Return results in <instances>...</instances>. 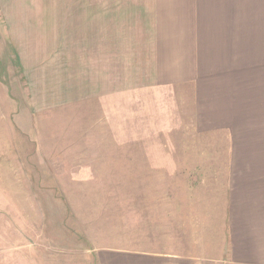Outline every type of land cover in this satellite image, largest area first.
I'll return each instance as SVG.
<instances>
[{"label":"crops","instance_id":"0c3cea01","mask_svg":"<svg viewBox=\"0 0 264 264\" xmlns=\"http://www.w3.org/2000/svg\"><path fill=\"white\" fill-rule=\"evenodd\" d=\"M54 3L48 29L85 47H71L62 94L96 87L113 115L129 90L131 143L99 146L100 166L117 167L128 153L130 184L177 185L132 193L128 247L100 264H264V0ZM0 8L6 18L4 0ZM134 115L168 137L210 144H149Z\"/></svg>","mask_w":264,"mask_h":264},{"label":"rangeland","instance_id":"374dc122","mask_svg":"<svg viewBox=\"0 0 264 264\" xmlns=\"http://www.w3.org/2000/svg\"><path fill=\"white\" fill-rule=\"evenodd\" d=\"M4 1L12 31L0 8V264H100L99 257L128 247L132 193L160 196L177 185L130 184L128 153L118 155L117 167L100 166L99 146L131 143L129 90L113 115L100 108L96 87L84 95L80 89L78 98L62 94L73 46L48 26L59 11L54 2L65 0ZM34 61L43 74L37 78ZM136 121L149 129V144H210ZM85 146L94 152L83 160Z\"/></svg>","mask_w":264,"mask_h":264}]
</instances>
